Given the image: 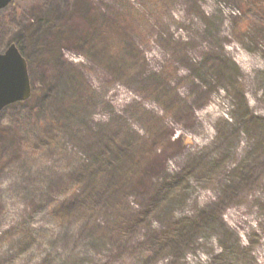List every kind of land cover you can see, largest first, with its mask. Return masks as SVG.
<instances>
[{
  "label": "rangeland",
  "instance_id": "1",
  "mask_svg": "<svg viewBox=\"0 0 264 264\" xmlns=\"http://www.w3.org/2000/svg\"><path fill=\"white\" fill-rule=\"evenodd\" d=\"M261 19L264 0L1 10L32 95L0 112V264H264Z\"/></svg>",
  "mask_w": 264,
  "mask_h": 264
},
{
  "label": "water",
  "instance_id": "2",
  "mask_svg": "<svg viewBox=\"0 0 264 264\" xmlns=\"http://www.w3.org/2000/svg\"><path fill=\"white\" fill-rule=\"evenodd\" d=\"M12 1L0 0V11ZM31 95L27 60L12 44L5 52H0V112L12 104L29 100Z\"/></svg>",
  "mask_w": 264,
  "mask_h": 264
},
{
  "label": "trees",
  "instance_id": "3",
  "mask_svg": "<svg viewBox=\"0 0 264 264\" xmlns=\"http://www.w3.org/2000/svg\"><path fill=\"white\" fill-rule=\"evenodd\" d=\"M261 20L264 21V19H261ZM35 24L36 23H34L32 25V27L30 29H28L27 32H31V29H33L35 27ZM37 24H38L37 27L39 26L40 30L48 29V28H51L53 26L50 21L46 22V21L41 20V19H39L37 21ZM13 44H15L19 48V50L21 51L22 55L25 57L24 52H23V48H22V46H23L22 43L20 41H18V40H15V42H13ZM25 58L28 61V66H29L30 65V61H29V59H27V57H25ZM183 107H184V105H182V103H180V102H171V103L169 102V105H168V109H169L170 113L171 112L178 113V112H180L183 109ZM147 154L148 155H152L153 154L152 149Z\"/></svg>",
  "mask_w": 264,
  "mask_h": 264
}]
</instances>
